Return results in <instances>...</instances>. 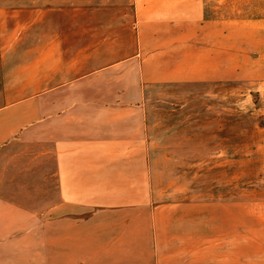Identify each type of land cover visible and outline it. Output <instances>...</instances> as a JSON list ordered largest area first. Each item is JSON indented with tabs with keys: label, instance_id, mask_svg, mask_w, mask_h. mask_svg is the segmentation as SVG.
I'll return each instance as SVG.
<instances>
[{
	"label": "crops",
	"instance_id": "crops-1",
	"mask_svg": "<svg viewBox=\"0 0 264 264\" xmlns=\"http://www.w3.org/2000/svg\"><path fill=\"white\" fill-rule=\"evenodd\" d=\"M127 12L130 32L117 15ZM201 14L195 0H0V264L156 263L164 214L148 209L159 186L149 152L165 146L149 144L143 87L205 80ZM163 59L153 76L148 62ZM187 118L178 144L194 140ZM188 156L194 187L200 155ZM211 204L188 199L189 264L197 246L211 264Z\"/></svg>",
	"mask_w": 264,
	"mask_h": 264
},
{
	"label": "rangeland",
	"instance_id": "rangeland-1",
	"mask_svg": "<svg viewBox=\"0 0 264 264\" xmlns=\"http://www.w3.org/2000/svg\"><path fill=\"white\" fill-rule=\"evenodd\" d=\"M132 3L124 0L126 5ZM195 4L202 13L197 18L196 64L206 69L205 80L151 81L143 87L149 144L165 146L164 152H149V169L159 186L149 188L148 209L164 214L162 245L154 254L156 263L153 258L149 264H189L193 255L187 235L189 197H206L212 203L215 227L207 259L211 264H264V0H195ZM106 15L100 13L99 19ZM117 15L122 24L134 16ZM128 24L126 30L133 31L130 20ZM163 26L171 31L166 23ZM170 47L158 49L170 53ZM148 63L157 76L172 60ZM183 102H191V109ZM189 111L194 115L190 118L194 130L193 122L189 127L194 140L178 144L172 133L180 122V131L187 134ZM162 133L165 142L159 140ZM188 149L200 155L194 187L188 182L193 166ZM219 213L228 214V221L221 223ZM196 248L195 262L203 264L204 254Z\"/></svg>",
	"mask_w": 264,
	"mask_h": 264
}]
</instances>
